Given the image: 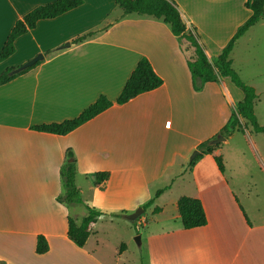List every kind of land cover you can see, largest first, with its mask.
Returning <instances> with one entry per match:
<instances>
[{"label": "crops", "instance_id": "crops-1", "mask_svg": "<svg viewBox=\"0 0 264 264\" xmlns=\"http://www.w3.org/2000/svg\"><path fill=\"white\" fill-rule=\"evenodd\" d=\"M52 1L0 0V50L17 19ZM173 1L209 62L251 14L246 0ZM14 47L0 61V73L38 53L42 58L0 84V264H264V203L241 202L229 185L226 161L220 172L211 153L187 165L190 150L224 126L213 125L208 87L222 83L227 108H235L242 92L225 77L193 90L187 67L193 50L177 40L169 25L151 15L123 14L114 0H83L56 17L38 20L14 40ZM142 56L162 79L157 88L113 103L64 135L30 128L72 118L100 94L114 101ZM246 131L264 167L255 136L261 134ZM67 149L75 158V183L84 202L103 212L120 210L125 218L143 209L130 221L149 228L143 254H124L126 243L106 253L103 221L109 226L112 219L105 215L91 225L83 246L69 239L68 216L78 223L86 210L56 200ZM96 171H109L102 188L93 184ZM77 175L92 187L90 198L84 197ZM183 176L192 183L191 193L174 194ZM181 195L201 201L205 225L182 227L176 205ZM150 199L152 204L143 208ZM37 235L48 244L41 254L35 252Z\"/></svg>", "mask_w": 264, "mask_h": 264}, {"label": "trees", "instance_id": "trees-1", "mask_svg": "<svg viewBox=\"0 0 264 264\" xmlns=\"http://www.w3.org/2000/svg\"><path fill=\"white\" fill-rule=\"evenodd\" d=\"M83 0H54L46 4H40L26 12L22 18L17 19L6 37L4 45L0 50V61L10 56L14 50V40L25 33L28 29L34 28L36 22L40 19H49L56 17L70 9L79 6ZM123 14L136 13L139 15H151L160 18L164 23L169 25L173 35L178 40H185L193 50V56L187 59V67L191 77V87L195 91L202 89L207 81H215L218 77L228 78L229 81L239 88L242 92V98L236 102L234 111L231 113L227 127L221 128L224 135H228L234 130H241L240 119L245 121L253 133H261L264 136V124L259 123L255 114V103L258 98L255 88L246 83L239 73L234 69L230 52L235 42L260 19L264 18V0H246L244 5L251 11V14L245 21L237 27L233 35L223 46L217 55L219 64V73L214 72L206 53L199 43L197 36L190 31L185 30L179 10L173 0H114ZM83 36L76 38L80 40ZM38 61L33 63L35 65ZM29 67L17 72L10 73L14 67H7L0 73V84H4L16 75L23 73ZM162 83L161 77L155 73L150 62L142 56L136 63L132 72L125 81L119 94L114 101L108 99L105 95L100 94L92 103L86 106L79 114L72 118H67L59 122L41 123L32 125L30 128L36 131L47 132L57 135H64L79 125L93 118L95 115L110 107L113 103L123 104L136 95L153 90ZM245 127V126H244ZM217 135H214L215 137ZM213 137L211 139H213ZM219 144H212L210 140H205L197 145L199 154L188 162L190 167L195 160L202 154L211 153L220 172H223V159L220 154H215L214 150ZM76 164L73 152L67 149L65 160L59 167V177L62 191L56 196V200L65 204H81L85 207L86 213L81 220L76 223L70 216L67 218V236L77 246L85 244L90 232L91 225L97 218L104 214L103 211L88 205L82 199L80 189L75 183ZM109 171H96L92 175L93 184L102 188V185L108 180ZM162 189L155 192V196L161 193ZM153 199L147 201L143 208L152 204ZM177 210L180 217L181 225L184 229L200 227L206 224L207 219L201 201L198 198L181 195L178 197ZM124 244L121 243L119 251ZM48 249V244L44 236L37 235L35 241V252L44 253Z\"/></svg>", "mask_w": 264, "mask_h": 264}, {"label": "rangeland", "instance_id": "rangeland-1", "mask_svg": "<svg viewBox=\"0 0 264 264\" xmlns=\"http://www.w3.org/2000/svg\"><path fill=\"white\" fill-rule=\"evenodd\" d=\"M178 41L181 42L182 40ZM213 59L210 60V63L214 72L218 75L219 64L217 58ZM230 60L241 78L255 88L258 98L254 110L259 123L264 124V18L260 19L259 22L252 26L237 41L230 53ZM220 79L221 78L218 80ZM226 80L227 84H230L229 86L238 91V88H236L228 78ZM208 90L211 92L213 100V107L211 110L213 125L223 123V127H227L234 108L230 106L227 108L226 106L227 95L224 86L222 83H215L210 85ZM240 123L242 125V129L239 130L240 132L236 130L232 131L230 132L231 136L226 142L220 141L216 143L219 144L217 147L219 149L218 153L221 154L222 159L226 161L227 179L237 198L243 203H264V167L261 166V162L256 156L257 152L255 148L250 144L251 137L247 135V133L243 135L245 130L249 133L253 132H251L248 125H245L246 123L243 119H240ZM218 135H222L225 139L226 135L223 134V131H219ZM255 136L257 139L256 142L264 154V137L262 134H257ZM215 137H213V139ZM213 139H210V141ZM195 150L198 149L190 150L188 154L189 159ZM240 157H243V162H239L237 159ZM77 178L79 181L78 183H81V187L84 191V197L90 198L89 193L92 187L89 186L87 182L82 181L79 175H77ZM182 179L183 180L180 181L181 183L175 187L174 194L180 192L191 193L192 183L190 179L186 176H183ZM76 206L79 211L85 212V207L83 205ZM103 215H105L106 218L112 219V224L109 226L106 224V221H103L104 232L101 238L104 242L107 254H110L114 248L118 249L121 243H126L128 245V250L124 254L144 253L145 236L149 229L148 227H145V225H137V227H135L134 223L128 221L120 210L107 211L104 212ZM150 219L151 218L148 219V224L151 222ZM150 227H153V224H151ZM139 231L142 233L141 244H139L136 239V236L140 235Z\"/></svg>", "mask_w": 264, "mask_h": 264}, {"label": "water", "instance_id": "water-1", "mask_svg": "<svg viewBox=\"0 0 264 264\" xmlns=\"http://www.w3.org/2000/svg\"><path fill=\"white\" fill-rule=\"evenodd\" d=\"M42 58V54H37L36 56H33L32 58H30L29 60L25 61L24 63H22L21 65L13 68L10 73H17L29 66H31L33 63H35L36 61H38L39 59ZM224 140V137L222 135H217L213 140L210 141V143L212 144H216L220 141ZM199 154V150H195L193 152V154L191 155L190 159H193L196 155ZM143 212V209L141 207L136 208L133 212L129 213L126 215V219L129 221H134L138 216H140V214ZM136 239L139 243V236H136Z\"/></svg>", "mask_w": 264, "mask_h": 264}]
</instances>
